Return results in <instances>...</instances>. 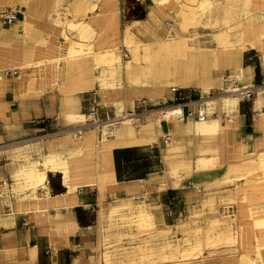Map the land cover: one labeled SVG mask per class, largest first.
Instances as JSON below:
<instances>
[{"label": "bare ground", "instance_id": "bare-ground-1", "mask_svg": "<svg viewBox=\"0 0 264 264\" xmlns=\"http://www.w3.org/2000/svg\"><path fill=\"white\" fill-rule=\"evenodd\" d=\"M75 2L88 5L79 19L74 17L71 8L60 5L59 0H0V12L5 6L18 7L20 17L25 20L23 37L30 47L29 55L21 62H16L20 56L10 48V31L0 29V73L4 70L16 72L14 82L20 88L26 81L22 98H35L56 90L61 96L62 107L66 109L72 107L76 94L91 92L96 97L91 107L96 112L93 117L80 113L76 106L69 111L63 110L62 117L69 125H83L72 134L66 132L56 140L18 147L12 155L10 149L0 150V160L4 159L8 166L9 177L10 163L14 167L10 187L6 183H1L0 187L1 204L9 209L0 216V225L7 229L14 226L13 216H10V207L13 209V206L23 215H33L37 222L50 223L60 210L78 205L82 188L96 187L103 193L107 186L116 183L111 148L116 143L151 146L158 141L157 127L166 129L161 139L168 141L163 144L166 150L163 156L164 179L167 173L178 177L187 176L195 169H207L211 165L210 159L196 167L183 164L182 160L191 147L188 137L195 136L198 139L196 144L201 143L205 152H209L208 141L219 133V120H231L242 93L253 92L262 151L239 155L228 163L227 173L220 180L224 186L237 181L251 183L248 189L241 191L238 201L231 196L222 200L227 205H237V226L234 228L232 222L210 217L211 201L200 199L190 206L184 222L175 227L174 231L181 236L169 241L168 230L155 233L148 208L129 202L104 213L103 231L127 232L122 235L127 237L148 234L153 238L131 240L114 252L104 253L103 260L105 264L185 263L203 251L212 257L217 249L222 248V251L229 252L227 264H263L264 217L255 219L253 216L264 214V86L244 88L240 83V70L235 66L244 51L260 50L264 58V0H144L151 28L160 22L153 9L166 12L171 29L168 39L153 36L150 43L132 46L124 38L117 47L107 45L109 33L118 34V0ZM39 13L47 19L57 16L55 24L64 29L60 36L65 45L64 53L50 47V32H40L28 22L29 18H37ZM177 27L181 31L198 27L216 30V48L195 55L192 49L185 48L184 38L175 30ZM124 33L126 35L127 28ZM122 49L131 55L141 51L142 55L134 58L133 63L122 65L116 54ZM182 50L185 51L183 55L179 54ZM228 62L234 67L225 68ZM221 68L225 77L212 76L213 70ZM122 69L134 77L132 83L123 81ZM226 69L230 70L227 76ZM6 83L0 78V87ZM192 83L200 92L196 102H187L180 107H160L146 111L140 117L132 114L133 98L163 102L166 93L188 89ZM210 91H213L212 97L208 95ZM122 93L129 94L130 99L123 100ZM111 106L115 108L116 117L103 119L101 110ZM124 107L130 114L117 117L119 109ZM188 107L196 108V111L203 109L207 117L203 121L192 118L187 113ZM174 115L181 117L174 118ZM174 122L183 127L179 141L170 130ZM84 129L88 131L83 132ZM108 139L112 142L108 143ZM32 154L38 159L30 161ZM2 179L0 171V181ZM120 241L117 238L112 242Z\"/></svg>", "mask_w": 264, "mask_h": 264}, {"label": "crops", "instance_id": "crops-1", "mask_svg": "<svg viewBox=\"0 0 264 264\" xmlns=\"http://www.w3.org/2000/svg\"><path fill=\"white\" fill-rule=\"evenodd\" d=\"M59 3L62 6L71 8L74 17L77 19L81 18L88 8L87 3H78L75 0H59ZM8 7L15 8L12 6ZM5 9L2 11L4 12ZM7 10L10 9H6L5 11ZM2 11L0 12V29L3 32L10 31V48L20 56L16 62H21L23 61L22 58H27L29 55L28 49L30 47V45L25 43L23 37L25 20L23 17H20L21 12L17 9L18 15L16 21L9 26L3 25L1 18ZM145 12V22L133 28L128 27L126 35H124L126 28L119 31L118 24L117 36L120 35V38H118L119 42L126 38L132 46H135L150 43L153 41V36L164 40L168 39L171 31L170 27V30L166 31L165 37L162 36L160 27L162 23L168 25L166 12L153 9L155 15L160 18V22L153 28L148 24L146 6ZM57 20V16L47 19L46 16L39 13L37 18H29L28 22L40 32H50L52 42L50 47L60 49V54H62L64 53L65 45L60 36L64 29L55 24ZM175 30L184 38L185 48L192 49L195 55L199 56L201 52L206 53L216 48L215 44L212 48L189 46L186 44L185 31H181L178 27ZM111 37L116 36L111 34L109 39ZM112 41L115 40L108 41L107 46ZM123 52L129 54L126 49L116 51L119 62L122 65L133 63L132 60L134 58H139L142 55L141 51H139L133 55L129 54L127 60H124L122 57ZM184 53L185 51L182 50L179 54L183 55ZM224 67L233 68L234 65L232 66L228 62ZM235 67L240 70V75L242 76L240 83L244 88L264 86V58L256 50L241 53ZM226 70L224 73L227 76L230 74V70ZM6 71L4 70L0 73L1 80L7 82L5 86L0 87V150L10 149V155L15 154L14 150L18 147L56 140L62 138L64 133L70 132L72 134L76 128L83 126L69 125L62 117L63 110L69 111L73 106H76L82 114H89L90 111H93L91 107L95 103L96 97L91 92L76 94L74 104L71 108L66 107V109L62 107L61 96L56 90H50L39 97L24 99L22 96L26 91V81H23L20 88L14 82L17 73L10 71L11 77H7L4 75ZM212 76L218 78L225 77L223 68L213 70ZM121 78L126 84L134 81V77L124 69L121 70ZM191 91L197 92V96L199 97L200 92L192 83L188 89H179L173 93H166L165 101L163 102L160 100L148 101L144 97L133 98L132 114H135V109L141 110L144 106H147L145 104L149 106L152 102L157 103L153 105L157 109V106L161 103L166 104L174 93L177 98L180 97V100L170 106H176L178 103L183 105L185 103H182V100L193 96ZM141 101H143L144 106H142L143 104H139ZM240 103L241 105H238L236 114L232 115L231 120L227 118L219 120L220 131L210 137L208 141L209 152H205V147L201 143L196 144L198 139L195 136L188 137L191 147L190 152L182 160L183 164L196 167L200 162L210 159L211 165L207 169H195L187 176L182 174L178 177H171L167 173V178L164 179L162 177L164 171L163 156L166 153L164 145L168 144V141L161 139L166 129L164 127H157L158 141L151 146H122L116 143L111 148L113 177L116 182L114 185L107 186L103 193H100L96 187L82 188L81 193L78 194L77 206L68 210H60L55 219L50 223H44L46 225L33 226L31 230L18 233L19 236H15V238L10 236V243L17 247L18 252H20L24 258V262L27 264H39L43 254H48L50 264H66L67 257L69 256L68 252L71 248H74V250L76 248L79 258L83 257L86 259L84 264H97L96 253L99 242H103L105 245L125 242L123 245L118 246V249H120L128 245L131 240L141 241L153 238L148 234L135 235V231H131V234L135 235L134 237L122 236L128 234L127 232L105 233L103 231L104 213H108L111 209L124 207L129 202L148 208L155 226V233L168 230L167 240L169 241H174V238L170 237L171 232L175 230V227H179L184 222V217L190 212V208L200 199L207 202L211 201L210 207L213 210L209 216L218 219L217 214L220 213L218 208L221 205H227L222 200L227 196H231L234 197L235 201H238L241 191L251 186L250 182L244 183L242 181L225 186L221 185V177L227 173L226 166L241 154L259 153L262 151V148L259 146L262 136L257 130L256 116L258 112L254 109V98L246 105L245 103L247 102ZM191 108L193 107L186 109L188 114H190ZM100 114L103 119L106 117H116L113 106L101 110ZM126 115L125 107L119 109L117 117L121 118ZM192 118L194 117L192 116ZM182 128L180 123L174 122L170 125V130L175 134V140L177 141L181 139L180 132ZM87 131V129L83 130V132ZM107 142L110 143L112 140L108 139ZM46 153L45 151L44 154ZM32 155L29 158L30 161L38 159L36 154ZM152 155L158 156L153 159ZM158 158L162 160L160 164L158 163ZM13 168L10 163V182H12L11 173ZM169 197H173L176 201L171 211L174 208H178L177 213L173 214L172 212V215L175 216L174 220H172L173 226L164 223L158 209L160 205L163 210L165 209L164 212H166L167 208L164 204ZM227 206H230L228 209H232L229 212L231 213V221L233 223L235 222L237 205L229 204ZM21 215L23 214L17 212L14 206L13 209L10 207V216H13L14 227L19 224L20 220L26 221V218H22ZM28 218L32 219L33 216H29ZM53 230L55 234L48 235V232ZM179 237L177 236L175 239ZM117 238H120L121 241L112 242L117 240ZM65 240L70 244V247L64 246ZM55 246L59 250L54 254L53 249ZM104 253L108 252L102 253V264H105L103 260ZM30 256H32L31 260ZM68 261L69 264H73V260ZM262 262L264 264V256ZM227 263H229V260H227Z\"/></svg>", "mask_w": 264, "mask_h": 264}, {"label": "rangeland", "instance_id": "rangeland-1", "mask_svg": "<svg viewBox=\"0 0 264 264\" xmlns=\"http://www.w3.org/2000/svg\"><path fill=\"white\" fill-rule=\"evenodd\" d=\"M118 5L120 8V14L118 16V24H119V31H122L125 28H133L135 26H139L141 24H143L146 20V12H145V2L144 0H118ZM4 8L6 9H11V10H15L17 11L18 7L15 8H9L8 6H5ZM3 8V9H4ZM2 9V10H3ZM5 9V10H6ZM4 10V11H5ZM161 31H162V36H164L165 34H167V30L169 29V26L166 25V23H162L161 24ZM166 29V30H165ZM216 30H213L211 28H191L189 30L185 31V36H186V44H188L189 46H196L197 48L202 47V48H212L214 46V38H215V33ZM111 35V33H109ZM165 37V36H164ZM118 38H120V35L116 36V37H111L110 39H108V41L110 40H115L110 42L109 45H111L112 47H116L120 46ZM258 52L259 55H262L263 52H261L260 50H256ZM129 54H127L126 52H123L122 57L124 60H127V56ZM129 57V56H128ZM193 96L189 99H184L181 102L182 103H186V102H190V101H194L196 102L199 97L197 96V92L195 91H191ZM208 95L210 97L213 96V91L208 92ZM121 98L123 100L128 101L130 99L129 94H124L122 93ZM251 100H253V98H251ZM248 101L246 104H248ZM177 101V97L174 93V95L171 97L170 100L167 101L166 104H160L159 106H157V108H162L165 106H170L175 104ZM95 104V103H94ZM94 104L92 106H94ZM139 104H143V101L139 102ZM156 102H152L149 104H145L147 106H144V104L142 106H144L141 110L139 109H135V114L137 117L143 116L146 111L149 112L150 110L156 109V107L154 108L153 105H156ZM241 105V103L239 104V106ZM190 111L194 112L196 111V108H191ZM130 112H127V115H129ZM8 148V147H5ZM158 155H152L151 157L153 159H155V157ZM5 161L4 159L0 160V171L2 172L3 175V179L0 181V187H1V183L2 184H7V187H10V177L7 171L8 166L5 165ZM3 166V167H2ZM39 195H42V192L39 193ZM0 204H1V199H0ZM221 205V203H220ZM230 206H225V205H221L218 210L220 213L217 214V217L220 218V220H224L227 222H232L231 221V213L229 211H232V209H228ZM159 209V213L161 214L164 223L166 225H170L173 226V221L175 216H168L166 214V212H164L163 208L159 205L158 207ZM9 209L5 208L2 204L0 205V216L6 214L8 212ZM173 214L176 212H178V208H174L172 209ZM261 215V216H260ZM22 218L25 217L26 221H21L19 222V224H17L15 227H10L12 229H7L3 226L0 225V264H27L26 262H24V258L23 256L20 254V252H18L17 247L14 245H12L10 243V236L14 237L15 236H19L18 233L20 232H25L26 230H31V227L33 226H43L46 225L44 223L41 222H37L35 220V217L33 215L32 219H29V215H21ZM255 219H260L264 217V214H257L253 216ZM21 218V219H22ZM234 219V218H232ZM237 215H235V222H233V227L235 228L237 226ZM49 225V224H48ZM220 229V228H219ZM55 230V229H54ZM53 231H49L48 235H53L55 234V232ZM57 231V229H56ZM177 236H181V234L177 231H173L170 234L171 238H174V241L176 240L175 237ZM125 242L122 243H112V244H107L105 245V243L103 242H99L98 244V248H97V253H96V257H97V264H102L101 262V255L103 252H114L115 250L118 249L119 245H123ZM70 244L65 240V247H70ZM219 248V247H218ZM58 248L57 246L54 247L53 249V253L55 254L56 252H58ZM226 252V253H225ZM218 253V254H216ZM221 253V254H220ZM224 253V255H223ZM229 252L225 251L222 248L217 249V251L214 253V256L210 257L209 255H207V253L205 251H203L201 254H199L198 256L192 258V260H190L189 262H185V263H168V264H226L227 262V256ZM68 257H67V262L66 264H69L68 260H73V264H84L86 262V259L81 257L79 258L78 255V251L74 250V248H71L70 251L68 252ZM209 256V257H208ZM32 256H30V260H31ZM195 259V260H194ZM39 264H50L49 263V258H48V254H43L42 255V259L39 261ZM253 264V263H252Z\"/></svg>", "mask_w": 264, "mask_h": 264}, {"label": "built area", "instance_id": "built-area-1", "mask_svg": "<svg viewBox=\"0 0 264 264\" xmlns=\"http://www.w3.org/2000/svg\"><path fill=\"white\" fill-rule=\"evenodd\" d=\"M17 15L18 13L16 11H12L11 9L10 10H7V11H4L2 12L1 14V18H2V23L3 25H12L16 19H17ZM4 75L7 76V77H11V72L10 71H6L4 72ZM253 92H248V93H242V97H241V102H248L251 100V98H253ZM180 100V97L177 98V101L179 102ZM182 104L178 103L176 105V107H180ZM175 111V110H173ZM182 115V114H181ZM181 115H174V118H178L180 119ZM190 115L193 116L195 119L199 120V121H203L207 115L205 113V111L202 109V110H198V111H195L194 112H190ZM89 116L90 117H93L95 116V111H90L89 112ZM173 117V115L171 116ZM162 162V160L160 158H158V163L160 164ZM175 199L173 197H169L167 199V201L165 202V206H166V214L168 216H171L172 215V211H171V208L174 206L175 204Z\"/></svg>", "mask_w": 264, "mask_h": 264}]
</instances>
